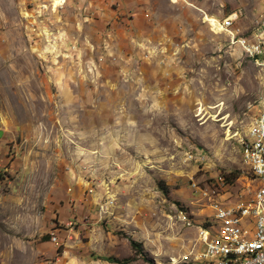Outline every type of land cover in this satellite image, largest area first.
<instances>
[{
  "label": "rangeland",
  "instance_id": "rangeland-1",
  "mask_svg": "<svg viewBox=\"0 0 264 264\" xmlns=\"http://www.w3.org/2000/svg\"><path fill=\"white\" fill-rule=\"evenodd\" d=\"M55 2L0 0V264H185L258 185L264 64L208 19L262 0Z\"/></svg>",
  "mask_w": 264,
  "mask_h": 264
},
{
  "label": "built area",
  "instance_id": "built-area-1",
  "mask_svg": "<svg viewBox=\"0 0 264 264\" xmlns=\"http://www.w3.org/2000/svg\"><path fill=\"white\" fill-rule=\"evenodd\" d=\"M262 3L264 6V0ZM238 18H242L241 10L225 15L224 27L214 28L211 22L208 23L213 32H220L226 36L227 44H246V52L254 54L258 60L264 59V7L259 18L247 27L249 29L234 28L233 24L238 23ZM212 21L215 24V18H212ZM250 31H259L260 40L244 39V32ZM256 120L259 121L258 132H261V140H254V132H251L250 126L241 140V156H250L249 169L257 180V187L245 200L229 204L215 202L210 205L211 216L225 219L229 229H240V237L232 238L228 236V232H222L218 227L201 226L197 239L199 250L189 260L192 264H264V227H260L264 205L262 196L261 210L253 209V195H261V187H264V105L259 107ZM245 142H252V150L249 154H242V145ZM255 152H262L261 167H254ZM182 218L187 219L186 215ZM189 261L185 264H189Z\"/></svg>",
  "mask_w": 264,
  "mask_h": 264
},
{
  "label": "bare ground",
  "instance_id": "bare-ground-1",
  "mask_svg": "<svg viewBox=\"0 0 264 264\" xmlns=\"http://www.w3.org/2000/svg\"><path fill=\"white\" fill-rule=\"evenodd\" d=\"M64 0H56L55 3H61ZM209 22L212 23L213 27H224V20H218L215 19V24L212 21V19H208ZM252 40H260V33H257L255 36L252 37ZM244 51L246 52V44H240ZM252 58L255 59L260 64H264V59H257L255 58L254 54H251L250 52H247ZM263 55H264V44H263ZM259 131V121L255 119V121L251 124V132H254V140H261V132ZM242 148L245 152V154H249L252 150V142H245L244 145H242ZM248 157L249 163H250V156L246 155ZM262 162V152H255L254 153V167H261ZM264 198V187H261V195H254L253 196V209L254 210H261L262 208V197ZM217 219L223 221L226 226L228 225V222H226L225 219H221L219 216H216ZM260 227H264V205L262 210V218H260ZM228 236H232V238H239L240 237V229H229L228 228Z\"/></svg>",
  "mask_w": 264,
  "mask_h": 264
},
{
  "label": "trees",
  "instance_id": "trees-1",
  "mask_svg": "<svg viewBox=\"0 0 264 264\" xmlns=\"http://www.w3.org/2000/svg\"><path fill=\"white\" fill-rule=\"evenodd\" d=\"M235 174V173H234ZM232 175H233V173H231V174H225L224 176H223V180L225 181V182H231L233 179H234V177H236V175L235 176H233L232 177ZM135 247H136V249H137V246H136V244H135ZM138 250V249H137ZM97 258H100V259H106V260H108V259H111L112 260V258H110V257H108V256H96ZM130 259H128V261H129ZM114 261H116V260H114ZM123 263L124 262H126V259H124L123 261H122Z\"/></svg>",
  "mask_w": 264,
  "mask_h": 264
},
{
  "label": "water",
  "instance_id": "water-1",
  "mask_svg": "<svg viewBox=\"0 0 264 264\" xmlns=\"http://www.w3.org/2000/svg\"><path fill=\"white\" fill-rule=\"evenodd\" d=\"M0 135H1V131H0Z\"/></svg>",
  "mask_w": 264,
  "mask_h": 264
}]
</instances>
